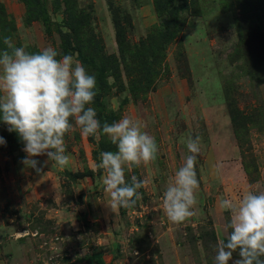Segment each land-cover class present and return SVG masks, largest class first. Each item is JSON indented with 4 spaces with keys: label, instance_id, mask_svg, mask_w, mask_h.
I'll use <instances>...</instances> for the list:
<instances>
[{
    "label": "rangeland",
    "instance_id": "rangeland-1",
    "mask_svg": "<svg viewBox=\"0 0 264 264\" xmlns=\"http://www.w3.org/2000/svg\"><path fill=\"white\" fill-rule=\"evenodd\" d=\"M164 3L0 0V52L11 37L30 53L52 46L73 55L96 77L89 106L97 112L98 98L115 121H138L159 148L154 162L126 168L127 180L146 183L143 199L122 213L108 205L106 173L97 167L106 136L77 127L64 138L70 165L49 161L37 174L0 121V264H93L95 254L107 264H214L230 219L218 201L264 191V0H173L167 13ZM176 15L181 30L166 41ZM134 55L149 56V66ZM190 135L201 138L199 203L195 216L174 224L162 197ZM40 158L48 160L33 157ZM86 170L92 175L68 174Z\"/></svg>",
    "mask_w": 264,
    "mask_h": 264
},
{
    "label": "clouds",
    "instance_id": "clouds-1",
    "mask_svg": "<svg viewBox=\"0 0 264 264\" xmlns=\"http://www.w3.org/2000/svg\"><path fill=\"white\" fill-rule=\"evenodd\" d=\"M4 44L8 50L0 52V121L23 142L26 156L21 163L40 174L41 162L33 157L46 155L45 165L51 161L66 168L70 165L66 134L78 127L84 136H106L117 149L101 152L97 165L106 173L103 185L110 197L108 205L113 211L135 207L143 199L138 190L146 182L135 175L127 180L126 168L157 159L155 138L129 116L101 124L95 108L89 106L97 95L96 77L73 55H61L52 46L30 53L25 46H14L11 37H5ZM200 139L191 135L187 138L189 154L169 177L163 192V210L174 224L197 214ZM0 145H6L2 136ZM218 207L221 212L227 211L230 219L223 224L227 241L217 245L214 264H264V191L249 190L238 202L221 198Z\"/></svg>",
    "mask_w": 264,
    "mask_h": 264
},
{
    "label": "trees",
    "instance_id": "trees-1",
    "mask_svg": "<svg viewBox=\"0 0 264 264\" xmlns=\"http://www.w3.org/2000/svg\"><path fill=\"white\" fill-rule=\"evenodd\" d=\"M172 2H173V0H165V3H164L165 6H163L162 11L166 12L167 11L166 9H168V7L171 5L170 3H172ZM177 9L178 8H176V10ZM249 10H250V7H246V11H249ZM176 22H177V15L175 16L174 21H172V19L170 21H167L166 28H165L166 31L168 32V34H166V36H165L166 37V41H168V39L172 38L173 35L175 36L176 34H178L180 32L181 27L179 25H176ZM80 57L85 62H88V60H89V58L85 54H80ZM133 60L138 65H142V66H145V67H148L149 64H150V61H149L150 57L149 56H143V57L138 58L136 55H134ZM136 70H139L140 72H143L140 69H136ZM101 73H102V71H101ZM95 105L98 108L97 118L101 121L102 125L106 121L109 122L110 124L115 122L116 117H114L113 112L112 111H110L111 113L110 112L109 113L105 112V106L102 103V101H99L98 98L95 101ZM12 136L15 138V141H19L20 140V138H19V136H18V134L16 132H13ZM100 148H101L102 151H116L117 150L116 146L113 145L110 141H108L105 137L101 139ZM68 174H70L73 178H81V177L91 176L92 175V171L86 170V171H78V172H74V173L69 172ZM120 211L122 213H125L126 212V208H120ZM262 258H264V257H262ZM88 259L93 264H107V263H105L104 259L101 257V254H95L94 256H88Z\"/></svg>",
    "mask_w": 264,
    "mask_h": 264
},
{
    "label": "crops",
    "instance_id": "crops-1",
    "mask_svg": "<svg viewBox=\"0 0 264 264\" xmlns=\"http://www.w3.org/2000/svg\"><path fill=\"white\" fill-rule=\"evenodd\" d=\"M44 159H45V158H44ZM36 160H40V161H41V164H44V161H45V160H43V159H41V158H40V159H36ZM43 166H44V165H43Z\"/></svg>",
    "mask_w": 264,
    "mask_h": 264
}]
</instances>
